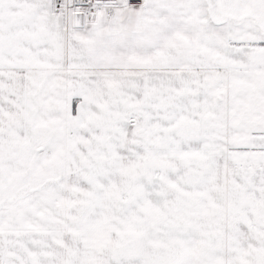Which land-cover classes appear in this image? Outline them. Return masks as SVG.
<instances>
[{
    "label": "snow or ice",
    "instance_id": "6c2138e0",
    "mask_svg": "<svg viewBox=\"0 0 264 264\" xmlns=\"http://www.w3.org/2000/svg\"><path fill=\"white\" fill-rule=\"evenodd\" d=\"M0 264H264V0H0Z\"/></svg>",
    "mask_w": 264,
    "mask_h": 264
}]
</instances>
